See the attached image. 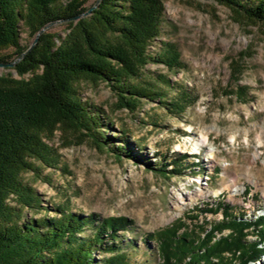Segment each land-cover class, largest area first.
<instances>
[{
    "label": "rangeland",
    "instance_id": "374dc122",
    "mask_svg": "<svg viewBox=\"0 0 264 264\" xmlns=\"http://www.w3.org/2000/svg\"><path fill=\"white\" fill-rule=\"evenodd\" d=\"M162 2L160 37L135 82L161 100L119 110L107 85L82 83L83 102L104 115L113 143L100 149L81 132L57 130L45 140L54 165L24 175L41 198L35 219L65 210L134 221L121 234L132 264H162L157 244L143 238L174 225L198 243L223 222L221 208L245 221L264 217V27L212 0ZM64 29L55 23L47 31ZM35 38L22 28L23 47ZM10 69L0 76L17 78ZM124 140L138 161L122 157ZM248 232L246 241L258 240ZM231 235L215 233L214 241ZM250 264H264V254Z\"/></svg>",
    "mask_w": 264,
    "mask_h": 264
},
{
    "label": "trees",
    "instance_id": "16d2710c",
    "mask_svg": "<svg viewBox=\"0 0 264 264\" xmlns=\"http://www.w3.org/2000/svg\"><path fill=\"white\" fill-rule=\"evenodd\" d=\"M212 1L264 27V0ZM89 2L0 0V63L11 58L2 53L12 52L14 62L28 50L21 44L22 28L36 37L51 23L65 25L64 35L44 32L10 69L17 78L0 76V264H132L121 234L130 231L134 221L100 220L65 210L58 219H35L41 198L24 180L25 174L37 172V164L54 165L45 140L57 130L81 132L100 149L113 143L104 131V115L83 102L82 83L107 85L119 110L133 112L142 100L162 98L135 84L152 60L150 46L161 34L162 0H101L89 16L71 20L91 9ZM122 145V157L138 161L126 140ZM153 169L166 172V167ZM221 210L223 222L198 243L187 232L179 234L187 229L180 224L143 240L157 244L162 264L259 261L264 254V217L245 221ZM225 230L231 237L214 241L215 233ZM247 230L258 240L246 241Z\"/></svg>",
    "mask_w": 264,
    "mask_h": 264
},
{
    "label": "water",
    "instance_id": "95a60500",
    "mask_svg": "<svg viewBox=\"0 0 264 264\" xmlns=\"http://www.w3.org/2000/svg\"><path fill=\"white\" fill-rule=\"evenodd\" d=\"M100 2H101V0H97V2L95 3V5H94L91 9H89L86 13H84V14L78 16V17H75V18H73V19H71V20H73V21H78L79 19H81V18H83V17H87V16H89V15L92 13V11H93L94 9L97 8V6L99 5ZM55 23H62V22H55ZM55 23H51V24L47 25L44 29H42V30L37 34V36H36V38H35L33 44L28 48V50H27L23 55H21V56H20L18 59H16L14 62H11V63H0V68H7V69L13 68L18 62L21 61V59H22V58H23L28 52H30V51L35 47V45L37 44V42H38V40H39V37H40L44 32H46V31H47V30H48L53 24H55Z\"/></svg>",
    "mask_w": 264,
    "mask_h": 264
},
{
    "label": "bare ground",
    "instance_id": "6f19581e",
    "mask_svg": "<svg viewBox=\"0 0 264 264\" xmlns=\"http://www.w3.org/2000/svg\"><path fill=\"white\" fill-rule=\"evenodd\" d=\"M204 143H205V140H204V138H203V139L197 141L194 147H195V148L201 147V144H204Z\"/></svg>",
    "mask_w": 264,
    "mask_h": 264
}]
</instances>
